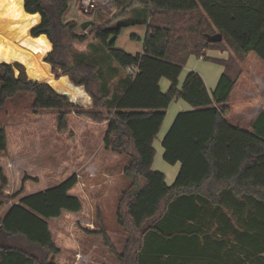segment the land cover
I'll return each mask as SVG.
<instances>
[{"label":"trees","instance_id":"16d2710c","mask_svg":"<svg viewBox=\"0 0 264 264\" xmlns=\"http://www.w3.org/2000/svg\"><path fill=\"white\" fill-rule=\"evenodd\" d=\"M108 5L112 11L99 7L82 29L73 19L63 21L69 0H24V12L40 16L30 35H45L52 45L40 60L83 86L92 99L90 108L71 102L51 81L27 77L21 64L3 63L7 49L0 50V108L16 94H32L35 109L56 112L57 130L67 129V116L75 114L102 125L105 147L130 158L123 171L130 186L116 212L125 237L121 250L103 226L86 229L102 237L117 264H264V110L249 130L227 120L241 75L237 63L251 53L264 62V0H110ZM136 23L146 24V33L142 51L130 54L115 41L123 27ZM211 29L222 34V41H206ZM186 31L200 40L190 44ZM15 34L16 29L0 28L1 40ZM223 41L233 54L224 59L206 55L207 50L223 52ZM76 42H87L86 51L101 50L114 68L103 71L89 54L72 50ZM190 55L223 66L211 93L195 71L178 87ZM130 65L137 66L135 75L127 73ZM114 76L122 94L111 85ZM161 78L170 82L166 92ZM175 99L192 110L179 112L162 138L163 161L180 164L167 184L164 174L152 169V143ZM6 152V130L0 127V158ZM28 179L37 181L25 175L22 183ZM77 183L72 173L7 210L0 218V264H57L61 250L49 220L82 210L80 198L70 192ZM7 184L0 168V206L21 191L5 195Z\"/></svg>","mask_w":264,"mask_h":264},{"label":"rangeland","instance_id":"374dc122","mask_svg":"<svg viewBox=\"0 0 264 264\" xmlns=\"http://www.w3.org/2000/svg\"><path fill=\"white\" fill-rule=\"evenodd\" d=\"M2 9L0 8V16H4ZM104 9L112 11L113 7L106 5ZM94 13L95 11L89 12L80 0H69V9L63 21L68 19H73L77 23L92 21ZM39 22L38 14H28L23 9L0 19V28L4 31L16 29L15 36L7 41V51L3 63L13 65L17 62L21 64L27 77L38 81H51L56 91L59 89L58 92L68 94L76 104L90 108L92 99L83 86L74 85L67 75L61 74L59 69L53 73L52 67L50 69L44 61L45 59L40 60V53L46 52L47 54L52 49V45L45 35L38 37L30 35V30ZM211 30L212 32L208 34L216 33L213 29ZM145 33L146 24L144 23L123 27L115 41V46L130 54L139 53L142 51ZM183 35L190 44L200 40L188 31ZM86 43L76 42L72 50L89 54L88 58L90 60L93 58L103 71L109 72L114 68L115 64L110 62L101 50L98 52L86 51ZM222 43L226 47L224 51L227 52V56L233 54L224 41ZM220 47L218 46L219 49ZM211 54H213L212 50L206 51V55L212 56ZM206 62L218 65V63L190 55L182 68V75L187 73L190 67L195 68L194 71L200 74V66L206 67ZM237 65L241 69L242 76L240 75L239 84L233 93L239 94L245 88V83H252L251 73H254L259 76V80L253 81L252 87L261 88V94H257V97L262 95L261 98H264V62L251 53ZM120 75L124 76L125 73L122 72ZM48 77L52 80H49ZM114 78L116 79V76ZM233 98L232 94L231 99ZM32 101V94L19 93L7 99L0 108V127L5 128L7 135V152L6 156L2 157L3 159L0 158V168L4 172L5 161L10 160L9 163H12L19 160L17 162L19 171H26L25 175L29 174L37 178V181L28 180L27 183L25 182L27 194L56 185L70 176L72 171H78L80 175L77 177L78 183L70 192L75 194L76 189H79L77 192H81L84 219H88L91 227L88 226L86 220L71 218L69 214L59 220L51 221L49 225L55 242L61 248V254L55 256V262L62 264L61 259L73 256L75 247L84 253L82 247L84 243H87L89 235L97 245L96 250L100 255L95 254L96 257H91L100 263L117 264L114 255L104 245L102 237L100 235L94 237V235L88 234L86 229L103 226L116 249L121 250L124 238H122L121 229L117 224L116 212L122 192L130 186V178L123 173L130 158L123 153L118 154L105 147L102 142L104 135L101 131L104 129L102 125L86 121L75 114H69L66 119L67 129L59 131L54 120L56 112L35 109L32 106ZM17 157H21V160L16 159ZM7 165L10 167L11 164ZM152 169L161 171L165 175V182H169L168 184L174 180V178L171 179V176H176V172H178L176 167L163 161L162 153L160 154L158 149L156 155L154 154ZM100 251L106 252V256ZM79 261L83 263V259Z\"/></svg>","mask_w":264,"mask_h":264},{"label":"crops","instance_id":"0c3cea01","mask_svg":"<svg viewBox=\"0 0 264 264\" xmlns=\"http://www.w3.org/2000/svg\"><path fill=\"white\" fill-rule=\"evenodd\" d=\"M3 41L6 43V47L3 50V51H5L7 49V41L6 40H3ZM212 51H213V54H211L212 55L211 57L223 58V59L227 58V52L226 51H223V52L218 51V50H212ZM206 65H207L206 67L200 66V75L204 81L206 89L208 90L209 93H211L213 91V89L215 88L220 75L222 74L221 72H223V66L221 64L212 65V64H209L207 62H206ZM49 67L51 69L50 65H49ZM194 70H195V68L190 67V68H188L187 71L190 72V71H194ZM206 71H208V72H206ZM187 73H185L184 75H182V72L180 73L179 79H178L179 80L178 87L181 86V84H182ZM241 76L239 77V79L241 78ZM251 76H252V83L259 80V76H257L256 74L251 73ZM110 78H111L110 81H111L112 87L114 89H116L117 88V86H116L117 77H116V79L114 77H110ZM48 79L52 80L49 77H48ZM252 83H249V84L245 83V88L239 94L236 92L233 93L237 84H239V80H238L233 91L231 92V96L233 94L234 98L231 99V96H230V100L228 102V106H229V113L227 115L228 122L233 126H236V127L242 128V129H246V130L250 129L251 122L256 118V116L259 114V112L264 110V98H261L262 95H261V97H257V94H261L260 92L262 91V89L261 88H259V89L253 88ZM159 85H160L161 90L163 92H166L167 89L169 88L170 82L167 79L161 78L159 81ZM78 87H80V86H78ZM117 89H118V93L122 94L124 92L123 87H119ZM58 91H59V89H58ZM61 93H63V92H61ZM69 98H70V96H69ZM70 100L72 102H74L71 98H70ZM79 105H81V104H79ZM189 110H192V107L188 103L183 101L182 99H175V100H172L170 102V104L168 105V107L166 109L165 118H164V120L161 124V127H160V129H159V131H158V133H157V135L154 138L153 143H152L154 146L155 155L157 153V149L160 150V154L163 153V148L161 146L162 138L164 137L165 133L170 128V126L173 123L176 115L179 112L189 111ZM16 159L21 160V157H17ZM9 161H5L6 168L4 171V175L6 176V178L8 180V184H7V186H5L3 192L5 193V195H12V194H15L16 192H18L20 190L21 191L19 192V194H17L16 197L10 198L7 201V203L0 206V218H2L4 216V214L7 212V210L14 203H17L21 197L30 194V193L27 194L25 192L26 183L28 182V180L30 181V179H28L27 181H24V183L26 182L25 185H24V183H22V179L25 176L24 173L26 171H19L18 166H17V162H19V160L14 161L12 163L11 162L9 163ZM7 164H11L10 167H8ZM12 164H14V166H12ZM172 166L176 167V171H177V170H179L180 164L176 163ZM72 173H76L77 177L78 176L80 177L78 171L74 170L71 172V174ZM177 173L178 172H176V175H177ZM27 175L30 176L29 174H27ZM30 177H34V176H30ZM171 177H172L171 179H173V178L175 179L176 176H171ZM168 183L169 182H167V184ZM23 185H24V188H23ZM77 190H79V189H76L75 194H73V195H76L81 200L82 199L81 198V192L79 193V192H77ZM83 191H84V189H83ZM68 214L70 215L71 218L74 217L78 220H86L87 222H89L88 219H84L85 213L83 210H81L79 213H76V214L70 213V212H63L60 217L49 220V224L51 221L59 220L61 217L66 216ZM92 225H93V223H92ZM49 230L53 236L50 225H49ZM94 237H95V235H94ZM122 238H124V240H125L124 236ZM53 239L55 241L54 236H53ZM86 241H87V243H84V246L82 247L83 251H85L84 253H82V250L81 249L79 250L74 245L75 250H74L73 256H66L65 259H61L62 264H107L106 262L100 263L96 259L92 258V257H96L99 254L97 252L98 250H96L97 245L92 241V239H91V237H89V235H88V239ZM77 249H78V251H77ZM60 250H61V248H60ZM100 252H102L103 255H105V256L107 254L104 251H100ZM59 254H61V252ZM95 254H97V255H95ZM98 256H100V255H98ZM80 259H83V263H81V261H79Z\"/></svg>","mask_w":264,"mask_h":264},{"label":"bare ground","instance_id":"6f19581e","mask_svg":"<svg viewBox=\"0 0 264 264\" xmlns=\"http://www.w3.org/2000/svg\"><path fill=\"white\" fill-rule=\"evenodd\" d=\"M0 8H3L2 10L4 13V16H0V19H2L3 17L10 15L11 13L18 12L24 9L23 0H0ZM5 46L6 43L0 39V50H4ZM46 55L44 56V58L46 57Z\"/></svg>","mask_w":264,"mask_h":264},{"label":"built area","instance_id":"2783aa9c","mask_svg":"<svg viewBox=\"0 0 264 264\" xmlns=\"http://www.w3.org/2000/svg\"><path fill=\"white\" fill-rule=\"evenodd\" d=\"M81 4L87 8L89 12L95 11L99 7H105L109 4L110 0H80ZM128 74L135 75L137 66L130 65L126 68Z\"/></svg>","mask_w":264,"mask_h":264},{"label":"water","instance_id":"95a60500","mask_svg":"<svg viewBox=\"0 0 264 264\" xmlns=\"http://www.w3.org/2000/svg\"><path fill=\"white\" fill-rule=\"evenodd\" d=\"M23 4H24V0H23ZM90 24V21H83L81 23V28L85 29L88 25ZM206 41L209 43H217L222 41V34L219 32L213 33V34H206ZM65 94V93H63Z\"/></svg>","mask_w":264,"mask_h":264}]
</instances>
